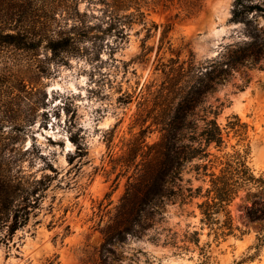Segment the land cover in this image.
<instances>
[{"label":"rangeland","instance_id":"1","mask_svg":"<svg viewBox=\"0 0 264 264\" xmlns=\"http://www.w3.org/2000/svg\"><path fill=\"white\" fill-rule=\"evenodd\" d=\"M15 1L33 32L76 42L58 55L0 44V163L36 191L0 264H264L260 12L235 18V0H201L193 14L164 0ZM208 78L153 227L101 256L102 228L143 161L130 149L152 157L179 100ZM223 183L231 200L215 212Z\"/></svg>","mask_w":264,"mask_h":264},{"label":"trees","instance_id":"2","mask_svg":"<svg viewBox=\"0 0 264 264\" xmlns=\"http://www.w3.org/2000/svg\"><path fill=\"white\" fill-rule=\"evenodd\" d=\"M164 1H175L183 6L188 14L196 13L202 6L201 0ZM248 1L235 0L234 17L242 19L246 13L257 10L264 18V8L252 6L248 4ZM18 6L20 3L15 0H0L1 45L31 50L44 44L43 47L53 55H58L66 53L68 47L76 42V38L69 33L48 29L44 33L33 32L27 17H24L26 20L17 18ZM123 6L129 7L128 4H123ZM21 9H23L22 5ZM75 14H78L77 10H75ZM211 81L212 79L208 78V82L205 84L201 83L197 86L196 83L189 87L187 95L185 94L177 103L173 116L163 124V135L156 144V153L152 157L144 158L145 155L139 154V150L130 149V154L133 155L131 158L134 159L140 155L143 161L137 174L128 178L119 203L113 207L109 221L102 228L103 241L99 248L101 256L105 253H114V248L126 242L128 237H138L153 227L155 212L160 210L163 201L170 196V189L167 185L175 178L183 162L187 159L183 156V149L178 145L184 119L189 111L202 101V96L212 89ZM210 122L217 128L214 120ZM142 131L140 130V134ZM205 141H215V138L214 136H206ZM130 178L133 181H130ZM227 188L226 183H223L222 187L215 190L213 198L208 197L213 199L212 205L218 206L215 212L222 207L226 208L229 204L231 200L230 190ZM35 192L27 181L11 175L5 163H0V231L5 229L4 233H0V244L6 243L18 229L27 224L30 214L29 208L33 207L34 200H36L30 198L34 197ZM212 205L207 201L199 205L205 219L211 216ZM228 224L230 227V221ZM55 263L56 259L47 261V264ZM101 264L105 263L102 262Z\"/></svg>","mask_w":264,"mask_h":264}]
</instances>
